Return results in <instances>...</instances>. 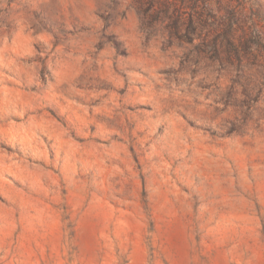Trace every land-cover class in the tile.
<instances>
[{"label": "rangeland", "instance_id": "rangeland-1", "mask_svg": "<svg viewBox=\"0 0 264 264\" xmlns=\"http://www.w3.org/2000/svg\"><path fill=\"white\" fill-rule=\"evenodd\" d=\"M261 42L264 0H0V264H264Z\"/></svg>", "mask_w": 264, "mask_h": 264}, {"label": "trees", "instance_id": "trees-1", "mask_svg": "<svg viewBox=\"0 0 264 264\" xmlns=\"http://www.w3.org/2000/svg\"><path fill=\"white\" fill-rule=\"evenodd\" d=\"M256 1V0H255ZM258 4V3H257ZM260 6V4H258ZM226 19H227V34L230 35L229 40L233 42L232 38L234 34L237 33V38L239 43L244 47L250 46V44H258L257 40L259 35H254L253 31L249 30L247 26H245L244 21L241 17V10L236 7H229L226 9ZM260 39V38H259ZM264 46V42H261Z\"/></svg>", "mask_w": 264, "mask_h": 264}]
</instances>
